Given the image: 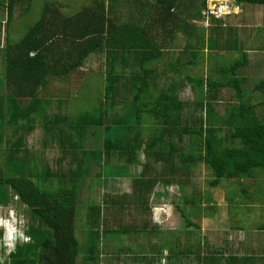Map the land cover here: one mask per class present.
Instances as JSON below:
<instances>
[{"label":"trees","instance_id":"obj_1","mask_svg":"<svg viewBox=\"0 0 264 264\" xmlns=\"http://www.w3.org/2000/svg\"><path fill=\"white\" fill-rule=\"evenodd\" d=\"M124 1L131 5L128 6L131 9L138 0ZM234 1L239 5V12L220 20L203 14L205 0L198 3L195 0H152L148 6L155 12L149 16L143 13L135 26L137 20L123 23L117 15L104 11L105 5L110 8L118 5L117 0H92V4H83L75 9L65 2L48 0L43 2L37 20L20 38L4 37L10 43L5 42L1 49L3 79L13 94L2 96L0 93V202L9 200V188L12 196L26 206L24 215L28 227L24 232L28 240H17L10 258L0 260V264H77L79 253L80 257L83 255L79 261L83 264H99L100 260L105 262L103 264H120L126 254L137 253L138 250L144 255L149 254L145 257V264H160L162 261L164 264H184V259L191 260L192 257L205 260L201 256L202 242L195 238V231H189L185 240L178 231H168V238L159 235L151 239L152 232L154 235L159 232L156 228L146 230L145 222L138 224L139 231L132 230L133 226L128 223L120 228L113 226L104 220V211L101 205L96 204L88 205L87 210H94L95 221L98 220L103 229L85 230L86 235L80 243L76 236V214L81 206V191L86 179L94 178L107 188L109 180L119 175L115 173L117 166L110 168L107 163L114 162L113 155L122 158L126 154L129 157L132 144L130 139L123 145L116 144L109 136L113 133L116 137L119 132L122 136L118 138L125 137V125L129 126L130 121L136 126L135 146L144 145L145 160L149 161L143 163L142 172L149 173V177L145 178L143 174L136 177L131 191L133 196L123 193L112 199L111 194H104L105 204L109 205L111 200L118 204L116 209L104 208L109 207L108 214H114L113 221L148 208L142 196L138 199L137 194L149 191L159 175L165 176L164 182L176 181L177 188L184 189L191 182L193 167L198 163L211 171L212 179L208 185L213 188L222 179L253 178L255 181L257 171H262L264 177V116L258 112L259 109L264 110V79L259 77L254 81L251 90L245 87L248 78L238 73L249 63V37L260 27L264 29V11L257 10V7L264 9V0ZM21 2L23 0H0V7L6 10L5 26L13 17L15 5ZM139 11L134 12L140 14ZM200 19L211 26L207 39L204 38L205 30L193 23ZM3 26L0 21V45ZM178 33L188 37L185 38L188 44L170 58V51L176 50ZM223 51L238 54L234 60H225L227 57L223 56ZM96 57L99 59L96 73L105 76L104 102L112 107L116 101L124 100L127 102L124 112L115 118H105L106 109L101 108L97 113L86 110L80 113L76 122H67L71 117L68 114L62 118L51 112L49 121H44L42 128L44 133L50 132L53 143H60L62 153L55 162L61 163L70 155L79 161V165L73 168L71 164L68 167L60 164L42 175L40 168L32 173L28 168L31 161L26 145L18 135L13 136L9 152L2 156L3 139L10 126L18 124V118L30 116L33 111L48 110L52 102L59 107L62 103L58 101H62L67 108L73 94L65 89L64 92L63 87L70 81L89 83L92 75L86 71L85 64L88 59L95 60ZM204 57L215 63L209 69L210 75L204 78L190 74L189 70ZM220 59L225 60L224 65L218 63ZM156 63L167 65L172 79L154 95L152 73ZM187 84L197 97L181 101L178 91ZM223 88L232 90L236 102L219 113L214 102ZM253 91L260 96L255 103ZM24 99H28L27 103L20 104ZM42 116L41 119L45 120V113ZM122 121H125L124 125ZM93 125L104 126L106 132L102 139L103 147L98 152L88 151L80 144L89 137L101 135ZM91 154L98 157L102 154L104 166L101 164L99 167L103 175L99 169L91 171L89 168ZM85 168L86 175L81 173ZM174 175H181V179L171 178ZM89 185L93 187L90 182ZM241 191L242 194L246 191L244 194L248 199L247 188ZM211 200L210 194L201 192L183 196L184 203L198 209L203 208L202 203ZM207 208L205 206V210ZM178 209L185 227L195 225L199 228L192 220L198 213L189 212L186 216L184 208L178 206ZM132 231L138 232L141 239V243L135 241L139 246L137 250H132L128 244L119 245L103 256L95 252L99 236L105 232L109 233L108 240L113 241ZM133 239L139 238L133 236Z\"/></svg>","mask_w":264,"mask_h":264},{"label":"rangeland","instance_id":"obj_2","mask_svg":"<svg viewBox=\"0 0 264 264\" xmlns=\"http://www.w3.org/2000/svg\"><path fill=\"white\" fill-rule=\"evenodd\" d=\"M44 1L46 2L48 0H42V1L41 0H35V1L31 0L30 2H28V0L24 2L23 0V4L20 7L18 6L16 7L17 5L16 4L15 5L16 9L13 11V18L11 19L10 25L8 26H5V21H6L5 7L4 8L2 6L0 7V21H2V23L4 24L2 28L3 29L2 34H1V38H2L1 39L2 46L0 45L1 49L4 46V42H9L6 40V38L4 39L5 36L10 34L9 35L10 38L12 40H16L23 35V32L26 31V29L28 28L30 24H32L33 22L37 20L39 11H41V6ZM49 1L55 2V0H49ZM58 1L65 2L66 4L69 5V7H73L72 9L78 8L83 4H89V3L92 4L91 0H58ZM151 1L152 0H138L136 3L133 4V7L129 9L128 6L129 7L131 6L129 5V3H126V1L124 0H118L117 4L122 3L120 4L121 6L116 5L115 7L110 8V7H107V5H105L104 11H107L108 13H111L112 15H118L119 21L121 22L123 21V23L126 21H129L130 23L133 20H137L135 23V26H136L138 25V21L141 20L143 13L149 16L148 14H153L155 12L154 8H152L151 6H148V3L152 4ZM144 2L146 3L143 4ZM195 2L198 3L199 0H195ZM28 6L30 9L35 7V11L33 12L29 11L27 15L20 17V15L24 13V11L28 10L27 9ZM205 8L203 11H205ZM127 10L129 12H127ZM257 10H258V7H257ZM134 11H139L141 13L139 14L138 12H134ZM238 12L239 11H237V13ZM133 14L134 16L131 17L130 15H133ZM193 23L199 28H203L205 30L204 38L207 39L209 35L208 31H209V28L211 27V26H208V22L205 20L202 21L200 19V20H195ZM247 24L252 25L251 22H248ZM177 37L178 38L176 42V50L170 51V55H169L170 58H173L174 56H176V53L178 52V50H182V48L186 44H188V42H186V39H185L188 37H186L182 33H178ZM249 45L251 49L247 51L248 53L247 56H248V61H249L248 66L241 67L238 73L239 75H245L248 78V84L245 85V87H249L252 90L254 87V81L258 80L259 77H262V79H264V29H261L260 27V29H258L257 32H253L251 34V37H249ZM236 54H238V52L236 53V52H224L223 51V56L227 57L225 60H234L237 56ZM257 59H260V60H257ZM92 60L88 59L85 64L86 71L92 75L90 82L84 83V80L82 81L78 80L77 83L70 81L68 84H65V86L63 84L64 86L63 90L65 89L66 92L69 91V92H72L73 94V96L70 97L71 103L69 102V106L67 108L62 101L61 102L58 101V103H62L60 104L59 107L57 106L55 102L50 103V105L48 106V108L50 109V114L51 112H55L58 115H60L62 118L64 115L68 114V116H71V117L69 118L70 120H67V122H73V121L76 122V120L79 121L80 113L86 110L90 112L94 111L95 113H97V110L101 108L106 109V111L103 110L104 114L107 115L105 116V118L107 117L115 118L117 117V115L122 114L124 112V109L127 105V102H125L124 100L116 101L112 105V107L110 106V104H106L104 102L105 98L103 97V95L105 92L104 90L105 89V80H104L105 76L104 74H102L103 75L102 76L101 74L96 73L98 71L96 67L98 66L97 62L99 61V59H97L96 57L95 60L94 59ZM225 60L223 61L222 59H220L218 63L220 65L222 64L224 65ZM214 65L215 63L212 60H208L206 57H204L196 67H192V69L189 70V73L195 76H201V77L206 78L207 76L210 75L209 69H212ZM0 66H1V61H0ZM153 68H154V71L152 73V76H153L152 78L154 82V85H153L154 89L152 88V91H153V94L156 95L159 92V89L161 87H165L169 83V81L172 79V77L168 70L167 65L165 66L162 63L160 64L156 63L153 65ZM90 71H92L93 74ZM64 82H67V81H64ZM66 85H68V87ZM178 93H179V98L181 101H184V100L191 101L193 98L197 97L194 89H192L191 86H189L188 84L184 86L183 89L178 91ZM253 98H254V101H253L254 103L258 102L260 100L259 93L253 91ZM235 102H236V99L234 98L232 94V90L228 88H223L220 90L218 94V100L215 101L214 104L216 106L217 111L219 113H222L225 107L231 106ZM46 111L47 109L44 108L43 110L39 112L41 115H43L44 113L46 114ZM182 112H184V109L182 110ZM258 112H260V114L264 116V110L259 109ZM40 122H42V120ZM122 122L124 125L125 121H122ZM37 124H35V126ZM128 124L130 125L129 126L125 125L126 128L124 127L125 129H127V131L125 132L126 134L124 135L125 137L118 138L117 136H122V134L119 132L117 133L116 137L114 136L113 133L109 136L114 141V143L116 142V144L123 145L125 141H127L128 139H130V142L132 144L131 149H129V151H131L129 154L130 155L129 157L126 154L122 158H117L115 157L116 155L115 156L113 155L114 162L111 161L110 162L111 164L107 163V165L110 168H112V165H116L118 171H116L115 173L119 175L114 176L115 178H113L111 181L109 180L108 182L109 187L107 186L106 188V186H104L102 187V189L101 187L98 188V185L99 186L101 185L94 178L85 180V184L81 191V202H80L81 206L78 207L77 214H76V236L79 239L80 243L83 242V239L86 235L85 233L86 227L87 229L97 227L100 231H102L103 229L101 227V223L98 222L97 224L95 221V216L94 214H92L94 213V210L93 211L87 210L88 205H93V204L102 205L101 208L104 211L102 214V217L104 218V220H106L108 223H111L113 226H118L119 228L121 225L127 224L130 218L134 216L137 218L136 219L133 218L132 220H135L137 224L131 225L133 226L131 228L132 230L139 231L140 226L138 225V223L142 219H143V222L147 221L146 226L148 227H145L146 230L150 228L155 230L156 228L159 231L157 235H154V232H152L151 239H154V237H158L159 235L165 236L168 238V234H169L168 231H171V232L178 231L180 233L179 236H181L182 239L185 240L186 237H188L187 235L189 231L193 230L195 231V238L196 237L199 238L200 243L202 242L201 241L202 234H205L207 232L211 233L214 231L219 232V233L217 235L209 234V239L210 237L212 238V236H214L215 238L218 237V240H219V236L222 233V240H223L226 238L227 233L232 232V230L230 229V225L232 224L235 225V223L237 224V217L241 216L240 213L238 212L241 206L237 210V201L239 203H244L246 206V209L248 211H251V213L257 216L256 219L260 218L263 212L262 209H264V207H262L261 204L256 201V199L257 198L260 199L262 197V192L264 190V177L262 176V171H257L258 176H256V179H255L256 184L254 183L253 178H244L242 182H241V179L239 180L236 178L235 179H222L220 184L217 187L213 188V187H209L208 185L209 181L212 179L211 171L207 169L206 167H204L201 163H198L195 167H193L194 174L191 178V182L184 189L177 188L178 186H177L176 181L174 182L173 180H171V182H164L165 176L161 177V175H159L158 181L155 184H153L152 187L149 188V191H146V193H143L144 202L147 203L144 205H148V208L140 212H137V213H130L129 215L122 217L121 220L117 219L116 221H113L114 214L109 215L108 208L105 210L104 209L105 207H103V204H101L99 201V199H101V195L103 197L105 196L104 195L105 193L111 194L114 190L116 191L118 195H122L124 192H126L128 196H133L131 194V191H132V185L136 177L141 176L142 174H143V177L145 178L149 177V173L144 174L141 169L143 163H145V161L147 162L149 161L147 159L145 160L144 145L143 143L142 144L140 143L141 147L140 146L137 147L138 145L135 146L137 137L135 138L134 129H136L135 128L136 126L133 125L131 121L128 122ZM19 125H21V123ZM132 125H133V128H132ZM29 126H31V124H29ZM93 126L97 128L98 131L101 132V135H97V137L95 138L89 137L85 142H82L80 144L82 145L84 149H87L88 151L97 150L98 152L99 150H101V147H103L102 139L105 138L106 132L104 130L105 129L104 126H99V125L98 126L93 125ZM23 127L24 126H19L18 128L11 127L8 133L5 134L4 139H3V144L1 147L2 156H4L7 152H9L10 140L13 137L12 134H15V131L17 130L18 136H20L23 139L22 143L26 145V149L29 154L28 159L30 157V161H31V164L29 165L28 168L32 171V173H35L36 169L40 168L41 169L40 174L42 175L43 172L47 170H55V168L60 166V164L63 166L66 165V167H68L71 164L73 168L79 165V161L76 159H73V157H70V155L67 158H65L61 163L55 162L56 157H60V154L62 153V151H60L58 147H55V152L50 151L49 153L42 151L43 148H40L41 146L39 147L40 149L34 148L33 144L35 143L42 145L40 142H37V139L41 137L40 129L39 131L35 130L37 128L30 129V130L25 129L23 133V131H21ZM100 128H103V129H100ZM150 130L151 129L145 132V134H147ZM99 136H101L100 139H99ZM139 139H141V137ZM144 139H147V136H145ZM134 146L137 147L135 154L133 150ZM74 148L75 147H73V149ZM132 152L133 154L131 155ZM80 154L82 155L81 150H80ZM101 157H102V154H101ZM101 157H98V155L96 156L94 154L90 155V157L88 158V162L90 163L89 168L91 169V171L92 170L97 171L98 169L100 170L99 166L101 164L104 166V159H102ZM120 166H121V169H120ZM86 169L87 168H85L84 171L81 173L86 175V172H85ZM100 172L103 175L101 170ZM106 175L107 174H105L104 176ZM110 177L112 178L113 176H110ZM171 178L180 180L181 175H176V176L174 175ZM33 179H35V177ZM89 182L92 183L93 185L92 188L89 185ZM246 187L249 191L248 193V196L250 197L249 199H245L246 191L244 192L245 194L244 193L242 194V191H241L242 188H246ZM7 192L9 195V200H7L5 203L0 202V211L2 210V211L8 212L9 208H12L13 213L15 215L18 214L17 216L20 218L23 217V220L25 222L24 225L26 229L28 227L27 218L24 215V210L26 206L18 202L16 196H12L13 194L9 188L7 189ZM147 192H149V194ZM197 192H201L206 195L210 194L212 196V200L210 202L202 203L201 206H203V208H200V209H198V207H196L195 205L193 206L189 203L186 204L183 202V196L189 197L190 195H194ZM253 201H254V204H253ZM178 206L181 208H184V213L186 216L189 215V212L198 213V216L195 215L192 218V220L195 223L200 224L199 230L198 228H195L194 226L185 227L184 218H183V215L180 214ZM205 206L208 207L206 210H205ZM113 209H116V207ZM139 214L141 215L138 216ZM244 217L246 218L247 216H245L244 214ZM251 218L253 219V217ZM154 219H157L159 221V225L153 223ZM249 222L251 223V221ZM131 223H133V221H131ZM7 228H8L7 231H5L6 227L4 229L0 228V260L1 261L5 259L8 260L10 258V252H12L14 248L11 246L12 244L11 241L6 240L8 232L9 234L11 232V228L9 226H7ZM132 233H135L134 237L138 236L137 234L138 232H132ZM142 237L144 236H141V238ZM27 240H28V237H27ZM132 240H133V234L129 233V235L128 234L124 235L117 242H121L122 246H125V245H128L129 243H132L131 242ZM143 241H145V238ZM210 242L213 243L214 241L210 239ZM121 243H118V245H120ZM2 247L4 248V250ZM131 249L137 250L132 245H131ZM79 255L77 256L76 263L83 264L79 262L81 261L83 255L82 257H80Z\"/></svg>","mask_w":264,"mask_h":264},{"label":"crops","instance_id":"obj_3","mask_svg":"<svg viewBox=\"0 0 264 264\" xmlns=\"http://www.w3.org/2000/svg\"><path fill=\"white\" fill-rule=\"evenodd\" d=\"M33 1H35V0H33ZM91 2H92V0H91ZM36 3H35V5H36ZM22 4H23V2L18 3L16 5V7L17 6L20 7V6H22ZM120 4H122V3H118L119 6H121ZM114 6H116V5L114 4ZM15 9L16 8L14 7V10ZM27 9L28 10L24 11V13L20 15V17L27 15L29 11L30 12L35 11V7L31 8V9L28 7ZM261 10L264 11V9H260V7H258V11H261ZM114 14H115V12H114ZM112 16H114V15H112ZM6 21H7V17H6ZM6 21H5V23H6ZM10 22L8 23L9 25H10ZM0 51H1L0 52V61H1V66H0V93L2 96L5 94H9L11 96L13 94V92L11 91V89L9 90L7 88V85L5 82L6 79H3V74H4L3 69H2L3 52L1 50V48H0ZM30 55H33V53L31 52ZM26 100H28V99H24L23 101H20L19 103L24 105L27 103ZM19 113H21V111H19ZM45 115H46L45 120H42L41 117H44V116H42L38 111H33L30 114V116H26L25 118L24 117L18 118V121H19L18 124H14L10 127H17L18 128L19 126H24L21 129V131H23V133H24L25 129L30 130V129L37 128V129H35L37 131H39V129H40L41 137H39L37 139V142H40L42 145L35 143V144H33L34 148H39L41 146L40 148H43L42 151L55 152V147H58V149H60V147H59L60 143L58 141L56 143H53L50 140V136H51L50 132L44 133L42 131V128H43L42 124L44 123V121L45 122L49 121L48 117L50 115V109H48L46 111ZM41 120L43 123L40 122ZM37 122H38V124H37ZM20 123H21V125H19ZM29 124H31V126H29ZM35 124H37V125L35 126ZM16 134H17V130L15 131V134H12V135L15 136ZM17 135H16V137H18ZM12 139H13V137H12ZM71 143H73V142H71ZM71 146H72V148L74 147L73 145H71ZM48 147H50V148H48ZM243 179L244 178L241 179V182ZM254 183L256 184L255 181H254ZM100 187L102 189V186L98 185V188H100ZM246 188H244V189L246 190ZM247 191H248V189H247ZM124 193L127 194L126 192H124ZM248 193H249V191H248ZM148 194H149V192H148ZM116 195H117V193L113 190V192L111 193L112 199ZM137 195H138L137 196L138 199H139V196L140 197L142 196V198L144 196L143 193L140 195L139 194H137ZM249 198L250 197L248 196V199ZM108 199H109V197H108ZM245 199H247V198H245ZM99 201L101 204H103V206L105 208L107 206L112 207V208H115V207L118 208V206H116L118 204L113 203L112 200L108 201L109 205L105 204L106 201L103 199L102 195H101V199H99ZM256 201L258 203H260L262 207H264V190L262 192V197L260 199L257 198ZM253 204H254V201H253ZM101 207H102V205H101ZM239 207H240V209H239ZM252 207H254V206H252ZM238 209H239L238 212L240 213L241 216L237 217V224L235 223V225H233V224L230 225V229L232 230V232L227 233L225 239L222 240V233H221V235L219 236V240H218V237L217 238H215L214 236H212V238L210 237V239L212 241H214L213 243H211L210 239H209V234L210 235H213V234L217 235L219 232H215V231L211 232V233L207 232V233L201 235V241H202V247H203V249L201 251V256H202V258H205V260L204 259L197 260L196 258L192 257L191 260L184 259V264H264V209H262L263 212H262L259 219H256L257 216L254 215L253 213H251V211H248L246 209V206L244 203H239L237 201V210ZM126 211H123V212H126ZM244 214H245V216H247L246 218L244 217ZM248 215H250V216H248ZM122 217H124V216H122ZM251 217H253V219ZM136 218H134V219H136ZM156 220L157 219H154L153 223L159 225V221L158 220L156 221ZM254 220H256V221H254ZM131 221H133V223H131ZM249 221H251V223ZM96 222L98 224L99 221L97 220ZM127 223L130 225H132V224L135 225L137 222L130 218L129 222H127ZM141 223H144L143 219L138 224H141ZM145 223H147V221ZM195 224L198 227L200 225L197 223H195ZM194 227L197 228L195 225H194ZM199 229H200V227L198 228V230ZM85 230H87V227ZM132 232H130V233L133 234V236H134L135 233H132ZM143 232H145V231L143 230L142 234H143ZM102 235L99 236V239L97 241L98 244L95 246V252L99 253L101 256H103V254H105L109 251H114V249L119 246L118 243H120V242H117L118 240H115V239L113 241H109L108 239L110 237H109L108 232H105V234L103 236ZM128 235H129V233H128ZM141 236H143V235H141ZM191 237H192V234H191ZM137 238H139V239H133L131 241L132 243H129L135 248L139 247L135 241L140 242V240H141L140 237L137 236ZM142 239H144V237H142ZM103 245H104V247H103ZM120 245H122V244H120ZM103 249H104V251H103ZM191 255L194 256L193 253ZM147 256H149L148 253H146V255H144V252H142V251L140 252V250H138L137 253L132 252V253L126 254V256L124 257V259H122V262L120 264H129V263L130 264H145V257H147ZM101 262H102V264L105 263L103 260H100L99 264H101ZM160 264H164V261H162V263H160Z\"/></svg>","mask_w":264,"mask_h":264},{"label":"clouds","instance_id":"obj_4","mask_svg":"<svg viewBox=\"0 0 264 264\" xmlns=\"http://www.w3.org/2000/svg\"><path fill=\"white\" fill-rule=\"evenodd\" d=\"M206 2V0H205ZM18 214H14L12 208H9L8 212L0 211V228H5L7 231V226L11 228V232L7 234V239L11 241V246H13L17 240H27V236L25 235V225L23 217H18Z\"/></svg>","mask_w":264,"mask_h":264},{"label":"built area","instance_id":"obj_5","mask_svg":"<svg viewBox=\"0 0 264 264\" xmlns=\"http://www.w3.org/2000/svg\"><path fill=\"white\" fill-rule=\"evenodd\" d=\"M239 5L234 0H206V8L203 11L206 17L225 20L228 16L237 14Z\"/></svg>","mask_w":264,"mask_h":264}]
</instances>
